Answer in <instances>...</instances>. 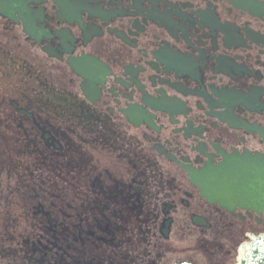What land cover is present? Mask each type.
Returning <instances> with one entry per match:
<instances>
[{
    "label": "flooded vegetation",
    "instance_id": "obj_1",
    "mask_svg": "<svg viewBox=\"0 0 264 264\" xmlns=\"http://www.w3.org/2000/svg\"><path fill=\"white\" fill-rule=\"evenodd\" d=\"M27 4L40 40L0 14V264H228L264 232L186 172L264 155V0Z\"/></svg>",
    "mask_w": 264,
    "mask_h": 264
},
{
    "label": "water",
    "instance_id": "obj_2",
    "mask_svg": "<svg viewBox=\"0 0 264 264\" xmlns=\"http://www.w3.org/2000/svg\"><path fill=\"white\" fill-rule=\"evenodd\" d=\"M245 161L244 165L232 168L237 178H247L251 180H264V160L260 157H248L238 160L237 162ZM228 170V169H225ZM245 186V181L243 182ZM239 187V185H237ZM259 202L263 203L264 187L259 186ZM238 264H264V236L253 241L252 244H247L240 250Z\"/></svg>",
    "mask_w": 264,
    "mask_h": 264
},
{
    "label": "rangeland",
    "instance_id": "obj_3",
    "mask_svg": "<svg viewBox=\"0 0 264 264\" xmlns=\"http://www.w3.org/2000/svg\"><path fill=\"white\" fill-rule=\"evenodd\" d=\"M1 203V202H0ZM1 236H3V235H1Z\"/></svg>",
    "mask_w": 264,
    "mask_h": 264
}]
</instances>
